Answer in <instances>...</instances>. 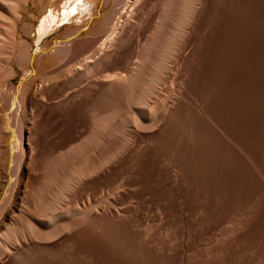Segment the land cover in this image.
<instances>
[{"label": "rangeland", "instance_id": "1", "mask_svg": "<svg viewBox=\"0 0 264 264\" xmlns=\"http://www.w3.org/2000/svg\"><path fill=\"white\" fill-rule=\"evenodd\" d=\"M132 1L76 0L69 21L53 26L39 40L35 35L37 26L50 9L61 11L64 0H29L19 30L29 43L32 58L18 63L12 57L0 70V147L6 144L2 108L19 91L31 96L35 112L32 130L39 126L35 130L39 133L34 135L32 131L30 139L37 145L34 152L38 157L47 153L61 130L90 126L76 106L70 104L66 109L59 104L61 91L47 92L39 86L40 91L33 92L32 84L56 65L52 53L62 41L68 44L74 38L69 35L74 27L85 38V56L96 52L99 43L94 40L114 31V36L122 38L113 47V58L121 54L122 59L126 54L124 58L128 57L136 40L154 31L171 32L175 15L171 11L168 24L161 27L164 31L157 28L162 0L149 1L151 6L139 0L142 3L132 7L133 17L119 22L121 11ZM201 4L203 9L200 5L202 10L194 20L195 30L190 32L194 40L181 63L186 86L185 100L179 106L182 123H172L144 144L145 148L132 154H136L135 159L131 155L133 158L127 162L133 176L128 192L131 196L126 194L120 200L125 209L123 216H116L113 222L104 221L106 228L102 230L73 234L66 248L65 242L56 241L63 249L44 256L41 264H264V0H202ZM108 16L112 22H107ZM2 29L0 24L5 48L7 35ZM90 43L95 44L89 47ZM2 46L3 57L6 54ZM7 69L12 75L6 74ZM2 165L0 158V235L6 230L9 204L31 207L25 179L34 173L26 166L20 174L10 175L16 178L12 190L19 192L18 197L8 199L10 188L2 180ZM61 170L56 175H61ZM95 190L89 193L91 201L85 195L82 200L93 202L102 197V192ZM19 213L14 212L8 226L17 223Z\"/></svg>", "mask_w": 264, "mask_h": 264}, {"label": "bare ground", "instance_id": "2", "mask_svg": "<svg viewBox=\"0 0 264 264\" xmlns=\"http://www.w3.org/2000/svg\"><path fill=\"white\" fill-rule=\"evenodd\" d=\"M75 1L64 0L61 11L50 9L36 28V37L40 40L53 26L69 21V14L76 5ZM149 1L153 3L151 0H144L143 3L149 4ZM137 2L140 4L141 1L133 0L132 5L128 3L122 11L119 10L121 11V14H118L119 22L122 18L128 21L129 16L133 17L132 10L135 8L132 7H136ZM201 2L202 0H162L160 12L157 14L158 17L156 16L157 28L162 31L161 27L168 22L170 15L175 14L174 18H171L174 25L170 20L173 27L171 32L168 34L163 30V34L157 31L154 34V31L152 37L150 35L140 41L136 40L126 59L124 56L127 54L123 59L121 54L113 58V47L119 38H122L114 36V31L106 37L94 40L99 43L98 48L94 50L96 52L94 55L92 53L93 56H85L87 46L85 38L79 35L78 27L72 28L69 35L74 38L68 44L62 41V45L52 53L57 61L56 65L44 75L36 77L32 91L36 92L39 86H44L47 92L61 91L59 98L62 101H58L59 104H64V107L70 104L71 107L76 106V110L86 116L85 119H89L87 121L90 123H86L90 126L84 129L85 124L80 130L76 128L77 131L60 129L58 139L50 143L49 150L43 156H37L34 152L37 145L30 139L32 131L34 135L39 133L35 132L39 126L32 130L35 126L33 120L35 112L30 101L31 96H28L30 93L19 91L10 102L2 101L6 103L2 108L5 109L3 136L6 144L0 147L2 148L0 158L3 163L2 180L10 188L8 199L18 197L19 192L12 190L16 178H10V175L14 172L20 174L26 166L34 173L28 175L26 172L28 177L27 179H25L27 175L24 177L29 186L32 208L28 204H22L21 207L19 204L21 209L9 204L10 208L6 210L8 223L15 216L16 210L20 211V218L17 219V223L10 226L4 222L7 226L0 235V264H41L44 256L63 249L57 244L60 240L62 244L65 242L63 244L65 247L66 242L72 240L71 236L75 237L73 234L101 229L104 221L113 222L114 218L118 219L119 215L123 214L124 205L120 200L126 194L129 197L128 192L132 186L129 174L132 171H128L130 166L127 164L131 155L141 147L145 148L144 144L153 141L154 137H158L161 131H166L172 123L176 125L182 123L179 106L185 100L186 86L184 87V75L181 73L184 68L181 63L194 40L190 32L192 33L191 29L194 28V20L201 9L200 5L202 7ZM27 3L29 0H0V24L7 35L5 48L0 38V46L4 48L6 54L3 57V52L0 54V70L12 57L18 63L32 58L28 51L29 43L23 39L19 30L22 12L26 9ZM107 20L108 23L112 22L111 16ZM25 27L26 25L21 30L24 31ZM94 44L90 43L88 46ZM6 74L12 75V70L7 69ZM132 156L135 159L136 154ZM60 168L64 173L61 170L62 174H57V177L56 173L60 172H58ZM132 178L133 176L131 180ZM97 189L102 192V197L99 196L100 198L97 197L90 202L89 193ZM83 195L88 196L90 201L82 200ZM68 200V203L65 202ZM103 228H106V225Z\"/></svg>", "mask_w": 264, "mask_h": 264}]
</instances>
